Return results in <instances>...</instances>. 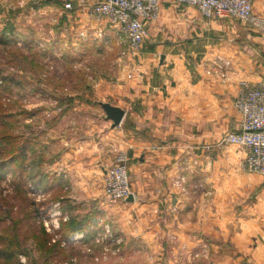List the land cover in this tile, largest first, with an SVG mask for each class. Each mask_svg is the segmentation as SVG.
I'll return each instance as SVG.
<instances>
[{
  "label": "crops",
  "instance_id": "0c3cea01",
  "mask_svg": "<svg viewBox=\"0 0 264 264\" xmlns=\"http://www.w3.org/2000/svg\"><path fill=\"white\" fill-rule=\"evenodd\" d=\"M27 1L35 0H22ZM100 1L39 5L56 13L60 27L73 20L77 32L86 31L87 46L97 39L94 32L111 46L125 42L105 20L89 15ZM251 1L253 14L264 18V0ZM146 26L140 50L128 55L124 47L117 76L104 80L106 96L90 93L84 103L81 94L53 99L60 102L58 113L48 108L52 119L42 133L44 156L51 161L40 171L58 180L74 216L96 211L106 219L112 238L120 241L118 247L111 243L109 252L117 256L110 261L264 264V177L242 171L244 148L218 144L240 128L238 94L264 82V32L232 18H204L172 0H160ZM100 102L125 111L118 127L111 128ZM115 150L127 158L132 202L108 204L104 198L103 175ZM28 154L35 157L33 150ZM180 175L185 192L175 184ZM57 208L66 221L71 212L60 201ZM98 220L62 238L60 247L98 243ZM76 233L83 239L71 242Z\"/></svg>",
  "mask_w": 264,
  "mask_h": 264
},
{
  "label": "rangeland",
  "instance_id": "374dc122",
  "mask_svg": "<svg viewBox=\"0 0 264 264\" xmlns=\"http://www.w3.org/2000/svg\"><path fill=\"white\" fill-rule=\"evenodd\" d=\"M2 2L1 4L0 0V32L2 30L4 35L2 42L0 41L1 75L16 78L14 84L11 83L6 91L5 98L1 100L4 112L8 114L12 112L14 115L13 122L10 121L11 125L9 128L7 126L6 130L9 132L13 129V134L19 138L17 146L23 144L26 150L28 144V148L34 151L36 159L33 170L31 171L32 168L29 167L25 172L24 166L20 175L17 168L10 163L12 153L10 151L4 153L0 145V264H78L79 259L81 264L111 262L118 264L115 263V259L110 261V256L117 255L109 252L112 248L111 243L105 241L92 245L82 244V250L79 248L81 251L70 246L66 249L69 256L67 260L46 259L49 258L47 254L37 249V241L31 233L34 226L29 224L34 220L29 219L28 214L39 210L35 222L41 224L46 234L50 236L51 247L56 245L58 240L60 244L62 239L58 233L60 220L65 216L60 215L62 213L58 211L59 201H56V198L63 197L65 191L60 187L58 192L48 195V187L45 188L46 185L39 187L35 182L38 173L44 172L40 171V168L47 170L51 161L49 156H44L42 148L44 146L42 133L50 124L53 114L52 111L50 115L48 114V108L56 109L59 105L60 102L53 101L54 98L63 100L70 95L81 94L83 98L81 103H84L85 96L90 93L97 92L99 96H106L103 94L104 80L117 76V62L122 60L126 43L111 46L101 33L94 32L97 39L87 46L85 42H89V37L80 36L81 32L86 34V31L77 32L73 20L68 27L64 24L60 27L58 17L53 15L55 12L40 10V0L30 3L22 0ZM90 47L95 48L90 50ZM80 49L81 55L78 54ZM2 84L0 79V86ZM45 146L48 147L47 143ZM120 152L114 151L110 166L118 162ZM125 164L127 167V158ZM241 169L246 173H254L246 168L244 160ZM30 172L33 175L31 177L28 176ZM186 183L183 175L175 181L176 186L183 192L186 190ZM106 201L108 204H121L125 199L116 202L107 199ZM92 202L88 203L87 209L91 207ZM97 219L100 230L95 236L104 234L102 229L106 226L105 218ZM10 251L13 252L12 256L7 258Z\"/></svg>",
  "mask_w": 264,
  "mask_h": 264
},
{
  "label": "built area",
  "instance_id": "2783aa9c",
  "mask_svg": "<svg viewBox=\"0 0 264 264\" xmlns=\"http://www.w3.org/2000/svg\"><path fill=\"white\" fill-rule=\"evenodd\" d=\"M174 3L191 6L207 19H236L264 32V18L253 14L251 0H172ZM160 0H101L89 8V15L105 20L122 36L126 43V54L135 55L147 35L146 24L157 14ZM70 9V4H65ZM87 33H80L85 38ZM240 115V128L224 134L218 144L237 145L246 150V168L264 177V82L245 88L234 101ZM118 162L110 166L104 175V197L116 202L126 199L130 194V180L125 164L126 156L119 153ZM104 234L96 236V242H110L113 239L109 227L104 226ZM76 233L70 237L82 236ZM82 239V238H81ZM74 242V241H73ZM109 244V243H108Z\"/></svg>",
  "mask_w": 264,
  "mask_h": 264
},
{
  "label": "trees",
  "instance_id": "16d2710c",
  "mask_svg": "<svg viewBox=\"0 0 264 264\" xmlns=\"http://www.w3.org/2000/svg\"><path fill=\"white\" fill-rule=\"evenodd\" d=\"M64 9L69 10L65 7ZM70 9H71V5H70ZM0 33H1L0 41L2 42V37H4L2 30ZM92 45H94V43ZM81 54L82 53H80V55ZM0 79L2 80V83H3L0 86V145L3 148L4 153H7L8 151L12 153L13 156L10 160V163L12 164V166L14 165L17 168V170L20 172V175H21V173L23 172L24 166H25V172L27 168L29 167L32 168L31 171L33 170L34 168L33 163H35L34 161L36 158H33L32 154L31 155L28 154V152L30 151V149L28 148V144H26L27 145L26 150H24L25 145L23 144H21L20 146H17V141L19 138L18 136L13 134V129L9 132L6 130L7 126L9 128V125H11L10 121L12 120L13 122L14 115L12 114V112L10 114H8L7 112H4L2 105H1V100L3 97L5 98L6 91L10 87L11 83L14 84L16 78L2 76L1 69H0ZM28 176L29 177L33 176L32 172L28 173ZM37 177L38 178L35 179L36 185H38L39 187L46 185L45 188L51 187V194H54L60 190L59 189L60 183L57 182L58 180L54 179V176L38 173ZM56 199H57L56 201L62 202L63 207L71 212L70 216L68 217L66 221L61 220L60 222V230L58 232L60 235V238H64L74 232L86 231L90 227L92 222L97 221V218L101 216V214L96 211L88 212L82 216H74L72 214L73 206L70 203V201L66 200L64 197L63 198L58 197ZM29 203L31 204V202ZM25 205L28 206L27 203H25ZM38 211L39 210H34L33 211L34 213L32 212L28 214L29 216L28 218L29 219L33 218L34 220V221H30L29 224H31V226H34L33 231L31 233H32V236L35 237L37 241V249L40 251H44V253L47 254V257L49 258H46V259H56V258L60 260L69 259L67 251L60 247L59 240H58V243H56V245H53L52 247H51V244H49V241L51 239L50 236L46 234L45 229L43 228L41 224H38L37 222H35V218L39 214ZM17 222L19 223V221ZM97 228H98L97 230L95 229L96 231L99 230V226ZM15 235L16 237L18 235V225H16ZM12 253L13 252L10 251V254L7 258H10L12 256Z\"/></svg>",
  "mask_w": 264,
  "mask_h": 264
},
{
  "label": "water",
  "instance_id": "95a60500",
  "mask_svg": "<svg viewBox=\"0 0 264 264\" xmlns=\"http://www.w3.org/2000/svg\"><path fill=\"white\" fill-rule=\"evenodd\" d=\"M99 105L103 109V112L105 114V119L107 121L111 122V128L118 127L124 117L125 111L119 107L112 106L109 103H102L100 102ZM133 201V195L130 194L126 199L125 202H132Z\"/></svg>",
  "mask_w": 264,
  "mask_h": 264
},
{
  "label": "bare ground",
  "instance_id": "6f19581e",
  "mask_svg": "<svg viewBox=\"0 0 264 264\" xmlns=\"http://www.w3.org/2000/svg\"><path fill=\"white\" fill-rule=\"evenodd\" d=\"M81 238L83 239V235H82V236H75V238L72 237V238L70 239V241H71V242H73V241L77 242V240H81Z\"/></svg>",
  "mask_w": 264,
  "mask_h": 264
}]
</instances>
